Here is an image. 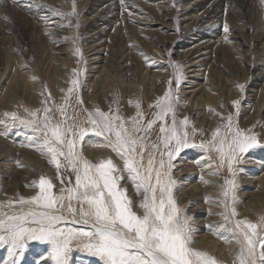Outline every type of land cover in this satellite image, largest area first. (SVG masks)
Segmentation results:
<instances>
[{
	"label": "snow or ice",
	"instance_id": "6c2138e0",
	"mask_svg": "<svg viewBox=\"0 0 264 264\" xmlns=\"http://www.w3.org/2000/svg\"><path fill=\"white\" fill-rule=\"evenodd\" d=\"M13 3L23 4V0ZM51 11L61 18H70L75 14V4L72 12ZM228 30L225 24L224 31ZM170 66L173 78L163 95L149 105L155 111L146 122L139 99L134 104L129 101L136 112L127 119L119 114L118 101H114L116 108L110 106L108 112L83 108L78 78L69 81L64 102L57 107L59 119L47 106L50 94L42 101V109L24 110L30 119L21 118L16 112L3 114L36 134L25 146L45 157L55 169L54 179L60 187L57 192L54 179L41 174L25 185L35 191L34 195L17 194L0 201V248L7 252L0 264H21L32 241L47 245L39 264H69L73 250L97 258V264H224L208 251L193 247V217L187 215L174 195L177 181L172 179V161L183 149L191 147L216 154L219 163L215 169L211 167L215 161L207 156L209 175H220V169L226 166L231 177L220 185L222 199L216 200V206L221 210L210 212L221 217V222L208 225L209 230L224 243L236 245L232 264H264V214L255 221L239 218L236 176L241 169L234 167L250 149L261 146L258 137L251 129L239 128L229 114L221 117L226 122L211 132L210 139L198 145L191 143L187 131L190 122L187 116L177 119L180 102L172 90L173 82L179 89L182 70L172 62ZM73 72L79 76L75 69ZM238 87L242 89L243 85ZM74 93L76 104L83 110L82 119L79 111L68 113ZM238 105L239 101L232 102L234 108ZM210 111L220 116L215 110ZM157 124L158 135L153 142L150 136ZM90 134L102 138L91 146L110 149L122 166L111 157L96 162L88 159L84 145ZM201 182L213 183L203 179ZM125 183L131 185L138 201L129 194V188L122 186ZM210 199L206 197L205 202ZM221 230L229 235H222Z\"/></svg>",
	"mask_w": 264,
	"mask_h": 264
},
{
	"label": "rangeland",
	"instance_id": "374dc122",
	"mask_svg": "<svg viewBox=\"0 0 264 264\" xmlns=\"http://www.w3.org/2000/svg\"><path fill=\"white\" fill-rule=\"evenodd\" d=\"M73 1H75V3ZM115 1L117 0H109L107 4H102L98 9L103 11L107 8V5H112ZM172 1H174L175 4H178V7H176L178 11L180 10L178 14H176L173 11V8H171ZM179 1L180 0H147V5L144 8L148 12V15L142 13L133 14L132 16L127 14V16H125L122 14L121 10L119 13L114 11V14H107L108 18L110 19L108 28L112 29L110 30L111 32L109 35L106 37L102 36V39L96 43L97 45H101L98 50L102 51V54L99 55V58L102 60L98 64V67L106 66L108 70H114L113 63L116 58L120 57L122 51L130 50V54L129 52H126V54H124L121 59L119 58L117 64L125 60L128 54L132 56L134 59H132L131 66L128 67L127 70L130 69V71L136 75V83H141V80L146 74L150 76L159 75L161 79L158 83V85H160H157V87L160 89L158 95L159 97L169 87L168 82L173 78V68L170 66V62L178 65L182 70L180 73L182 79L179 89L177 90L175 88L174 82L172 89L180 102L177 108V119H183L185 116L189 118L190 123L187 127L189 141L197 145L200 144L202 140L210 139L211 132L218 125L226 122L225 120H222L221 117H226L227 115L232 114L234 121L238 122V126L241 129H249L254 123L258 121V119H260L262 124L254 126V128L251 129V133L258 137L261 146L250 149L245 158L239 164L234 165V167L241 169L239 174L236 176V195L240 201V203L237 205L239 218L243 219L247 217L248 219L255 221L259 215L264 214V203H262L263 207L260 210L254 209L256 207V199L264 195V191L261 189L264 187V104L261 106V103H259L260 99H264V94L260 95L259 93L260 89L264 87V3H261V0H245L248 6L242 7L239 6V2L237 0H216L218 3L223 2L220 9L221 15L220 18H218L220 21H207V19H203L205 16L203 8L197 11L192 10V6L196 3H199L201 0H192L191 2L181 3H179ZM209 1H211L210 4L213 3V0ZM83 2L88 3L89 1L23 0V4L21 5H26L29 7V5L32 6V4H34L38 5L39 8L44 10L45 15L47 16L46 21L48 22L46 25L41 26L40 28V21H38L39 19L37 20L36 14H32L31 16L25 13L29 19L20 17V15L23 13L20 4L13 3V0H3V3H0V25L1 23L6 24L7 21H12L13 26H17L18 24L21 25L25 22H28L31 25V27L28 28L29 35L26 39L27 41L24 42L23 45L19 40H17V36L14 33L11 34L8 32L9 34L6 33L4 35L5 38H0V99H3L6 93L5 87L7 85L8 79L13 75L17 76L16 73L21 68V73L19 74L28 78L27 83L30 84L31 89L34 88L35 84L44 86V82L41 78L43 77L44 79L45 77L42 76V72H44L47 67L51 68L52 64H49V61H47V59L49 60L51 57L66 59V62L69 63V65L64 63L56 64V67H58L62 73H65V77L63 79H66V77L69 76V74L73 72L74 69L78 68L76 71L79 73V76L77 77L74 75V79L78 78L81 82V90L79 95L83 99V97L87 94V86L92 84L91 81H93L88 73H84L87 71L85 70L83 61L81 59L77 61L76 58L78 53L77 49H84L82 39H84L83 37L85 34H81L80 30L77 28V25L80 21L79 17L84 14L83 11L86 7V4L83 5ZM67 4H72V7H69ZM73 4H75V14L70 18H61L59 15H54L51 11L56 10L60 13L72 12ZM189 9L191 10L188 11ZM124 12L126 13V11ZM17 15L19 17L18 19L16 18ZM221 16L227 17L228 20H223ZM15 18L17 20H15ZM130 18L140 20L144 24H150L138 25L139 28H141V31L136 32L134 31V26L136 25L130 24V22L126 20ZM69 19L71 21L70 24L68 23ZM202 19L203 21L200 22ZM113 21H118L114 26L117 30L113 28ZM193 24L197 26L195 30H190L192 32L184 33L182 31L184 28L186 29L184 31H187L189 26L193 27ZM213 24L216 25V31L210 29ZM225 24L228 25V32L224 31ZM61 25H64V27H61ZM36 28L42 29L44 34L41 35V38L44 37V41L39 42L38 39L35 38L37 36L34 33H31L32 30H35ZM89 30L91 31L90 28H87L86 31L89 32ZM126 36L129 37L128 43L124 44L123 40L125 38L127 39ZM225 37H227V40ZM111 38L115 40H112ZM118 38L120 39L118 40ZM116 40H118L119 43ZM134 40L139 42L137 43ZM223 42L232 43L234 45L235 53L223 56L218 54V52H214L216 47L212 44H221ZM111 46L114 47V49H112ZM110 49H112V52H110ZM87 51L88 50L84 51L86 55L84 56L85 58L90 54L95 53L90 51L88 54ZM141 53L144 55L142 56ZM14 57L18 59H15V61ZM94 57L96 56H91V58ZM191 58H194V61L196 62L200 61L202 65H200V67H195L192 64H187V61H189ZM6 59H12L10 60L11 64L8 66L6 64ZM216 60H220L221 63H226L228 69L232 72V76L229 74L225 75V73H219V69L222 70L223 68L224 71H227L228 69H224L225 67L222 66L223 64L214 65L216 64ZM123 64L121 63V65ZM150 64H154V66H150ZM140 65L142 68L139 70L138 66ZM243 68L249 69L252 75H255V77L259 78L253 82V77L250 73L249 76L244 75ZM229 70L226 73H229ZM125 71H123V73ZM189 71H195L197 74H190L188 73ZM213 71L214 74L220 75V80L223 77L222 80H224L223 84L225 86L223 89L219 87L220 91L214 92V95L219 94V98L217 104L213 103L211 108L212 110H215V112L220 113V116L215 115L214 112L211 111V116L209 120H207L205 116L208 115L207 113H209V110L207 109L201 110L196 115V111H185V109L190 108H193L192 110L196 109V106L192 103L191 97L189 99V95L186 93H189L193 89L198 91L200 87L195 85H207L209 84L208 79L213 81ZM233 73H236L237 76H234ZM33 77L35 79H33ZM189 77L197 78L195 79ZM142 84H144V82ZM238 85H243V88H239ZM62 87L67 88V86ZM33 90V93L36 95L38 94L39 99H41L42 91L39 89L36 90V88ZM10 95L13 96V100L20 105L18 106L17 104L12 108L15 110L8 111L16 112L21 118L30 119V117H26L24 112L25 109L33 111V106L26 105L27 98L22 99L20 98L21 96L18 97L14 94ZM45 96L46 94L44 93V97ZM121 97L131 100L133 103L139 99L141 101V108H143L146 104H149V102L146 100L143 90L132 92L130 95L121 94ZM75 98L76 94L74 93L71 98V103L75 100ZM233 101H239L237 108L232 106ZM154 102L155 100L153 103ZM2 103L3 102L0 103V142L6 147V149L3 147L5 150L2 148H0V150L3 152L5 151L4 153H6L8 150L7 153H9V151L11 152L14 149V152H11L12 155H8V158L5 160H1L0 158V170H3L2 172L0 171V201L10 198V194L6 190H8V188L12 187L14 184H19L20 187L12 197H16L17 194L20 196L30 197V195L32 196L35 194V191L25 187V185L31 183L33 179H37L41 174L54 179L55 169L48 165L45 157L41 156L39 153L38 156L36 153L37 151H35L32 147L25 146L29 145L31 140H29L27 134H23V132L32 136H35L36 134L30 128L20 124L19 121H12L11 119L4 117L3 114L8 111L3 109ZM258 106L261 107L258 108ZM41 107V104L38 105V109ZM152 112L154 113V110ZM52 113L54 114L53 111ZM39 115H41V113H39ZM197 128H200V131L203 130V135L200 134V131L196 130ZM191 132L195 133L192 134ZM24 148L25 150H23ZM17 151L18 153L21 151L22 154L30 152V154H33V156L37 155L38 157H33L35 160L33 159L34 161H31L33 165H37L35 166L36 170L34 169V171H29L26 169V167H18L16 163L19 160L18 156H16V154H18ZM85 153L84 145V155ZM199 155H204V158L206 159L207 156L210 155L212 160L215 161V163H212L214 169L217 167L219 161L215 153H206L205 150L198 147L185 148L172 161L173 170L171 175L173 179V177H175V175H177L180 171L186 170L187 166L196 169L194 172L197 174V177L194 179L190 187H195V192L201 194V198L205 196L203 194L206 191H211L213 193V197L207 203L204 199L199 201L198 205L194 206L190 201H188L187 205H182L181 207L185 208L187 215L196 210L202 211L201 209H203L204 211L202 212L203 214L201 215L200 220L207 222L208 220H211L210 222H212L213 225H216L221 222V217L218 215H210V212L217 213L221 210L216 206V200L222 199L220 196V185L223 184L225 178L231 177L225 166L224 168L220 169V175H211L212 180L208 181H212L213 183H202L199 178L205 174V169L203 170V168L208 162H201ZM110 156H112L111 158L115 163L121 164L122 166V162L117 160L115 155ZM19 162L20 164L22 163L21 161ZM26 164L27 163L22 165L26 166ZM8 171H11V173ZM201 171L203 172L201 173L202 175L200 174ZM15 178L18 179L16 180ZM54 183L56 184L55 190L58 192L60 184L58 181H55V179ZM122 186L128 187L130 190L129 194L138 201V197H136L135 193L131 191V185L125 183ZM175 189L174 195L176 198L179 194L185 192L189 188H184L182 191H180V193L177 192V186H175ZM255 196L257 198H255ZM180 202L181 200L178 201L179 205ZM194 218L195 217H193V220L191 221V225L194 229V237H197L198 239L194 238L195 243L193 247L195 246V248L199 249L197 246L201 241L206 239L207 241L215 239V245L218 246L217 249L224 250V247L229 246L230 251L228 248H225V250L222 252V254L224 253L223 255L218 256V254H221L218 253L214 256L223 261L224 264H232V256H234L237 251L236 245H227V243H224L222 240L218 239L211 232L208 233L209 231L206 228L201 231L197 230L196 228L199 224L196 223L197 220ZM221 234L225 236L229 235L222 230ZM219 244L221 245L220 247ZM46 251L47 245L36 241L29 242L22 256L21 264H39L42 255L46 253ZM226 251L228 255L226 254ZM232 251H234V253ZM6 257V249L0 248V262H2ZM69 264H97V258H94L90 254L81 250H73L69 257Z\"/></svg>",
	"mask_w": 264,
	"mask_h": 264
},
{
	"label": "bare ground",
	"instance_id": "6f19581e",
	"mask_svg": "<svg viewBox=\"0 0 264 264\" xmlns=\"http://www.w3.org/2000/svg\"><path fill=\"white\" fill-rule=\"evenodd\" d=\"M88 1H89L88 3H84L83 2V5L86 4V7H85V9L83 11L84 14H82L81 17H79L80 21H79V23L77 25V28L80 30L81 34H85V35L83 37L84 39H82L83 44H84L83 45L84 49H82V48H81L82 50L79 49L80 51H78L76 58H77V61L80 60V59L83 61V64L85 65V70L87 71V72H84V73H88L90 75L91 79H93V81H91L92 84H89V86H87V89H86L87 94L82 99L83 100V108H86L89 111H92L95 108H99L102 111L108 112L110 106H112L113 109L116 108L117 105L114 103V101H118L119 114L121 116H123L125 119H127V118L132 117L133 115H135L136 109H135L134 106H130L129 105V101H131V100L124 99L123 97H121V94L130 95L132 92H137L139 90H143V93L146 96V100L149 102V104H146L142 108V112H143L144 117H145V122L147 120H149V119H152V116H153V112L152 111L153 110L155 111V109L154 108H150L149 105H151L153 103V101L156 100V98L159 95V90L160 89H159V87H157V85H158L159 81L161 80L160 76L159 75L150 76V75L146 74V75H144L143 79L141 80V83H136V80H135L136 79V75L133 74L130 71V69L127 70V68L131 66L132 59H134L132 56L129 55L130 54V52H129L130 50L129 51H127V50L122 51V53L120 54V57L116 58V60L113 63V69L114 70H111V69L108 70L106 66L98 67V64L102 60L101 58H99L100 57L99 55L102 54V51L98 50L101 47V45L100 44L99 45L96 44L97 42H99L102 39V36L106 37L111 32L110 30L112 28H108V26L110 24V22H109L110 19L108 18L107 14H114L113 13L114 11H117L119 13V11L121 10L122 14L125 15V16H127V14H130V16H132L133 14H142V13L148 15V12L144 8L147 5V0H136V1L117 0L112 5H107V8L105 10H103V11L99 10L98 8L102 4H107V2L109 0H91V1L88 0ZM191 1L192 0H180L179 3H181V2H191ZM237 1L239 2L238 3L239 6H242V7H247L248 6L246 1H249V0H246V1L245 0H237ZM73 2L75 3V1H73ZM210 2L211 1H209V0H201L199 3H196V4H194L192 6V10L193 11H197V10L203 8L204 9V15H205L203 19H207V21H209V20L218 21L219 20L218 18H220V15H221L220 14L221 13L220 9L222 7V3L223 2L222 3L221 2L218 3V2H216V0H213V3H211V4H210ZM209 4H210V6H209ZM171 5H172L171 8H173V11L176 14H178V12H180V10L178 11L177 8H176V7H178V4H175L174 1H172ZM68 6L72 7V4L68 5ZM20 7L23 10V13L20 15V17H22V18L25 17V18L29 19V17L27 15H25V13H27L28 15H31V16H32V14H36L37 15V20L39 19L38 21H40L39 28L41 26H44V25L47 24V22H48V21H46L47 16L45 15L44 10L39 8L38 5L32 4V6L29 5V7H28L26 5H21L20 4ZM20 7H17V8H20ZM190 10L191 9H189L188 11H190ZM124 11H126V13ZM191 13H193V12H191ZM16 18L17 19L19 18L18 15L16 16ZM16 18H15V20H17ZM134 18H130V19H126V20H128L130 22V24L136 25V26H134L135 27L134 31H136V32L141 31V28H139L138 25H149L150 24V23H145L144 24L142 21L134 19ZM221 18H223V20H228L227 17L221 16ZM203 19L200 20V22H202ZM116 22H118V21H113V28L115 30H117L116 27H114ZM196 26L197 25L193 24V27L189 26L187 31H184V30H186L185 28L182 31L184 33L192 32L190 30H195ZM29 27H31V25L28 22H25L24 24H21V25L18 24L17 26H13V22L12 21H7L6 24H2L1 23V25H0V38H5L4 35L6 33H8V32L11 33V34L14 33L17 36V40H19L20 43L23 45L24 42L27 41L26 39H27V37L29 35L28 34V32H29L28 28ZM39 28H36L35 30H32L31 33H34L37 36L35 38L38 39L39 42H41V41H44V37L41 38V35L44 34V33H43L42 29H39ZM87 28H90L91 31L89 30V32H87L86 31ZM210 29L213 30V31H216V25L213 24L210 27ZM5 31H7V32H5ZM120 38H122V37H120ZM120 38H118V40ZM128 38L129 37H127V39L125 38L123 40L124 44L128 43ZM111 39L115 40L113 38H111ZM118 40H116V41L119 43ZM135 42H137V41H135ZM88 44H90V45H88ZM212 45H214L216 47V50L214 52H218V54H221L223 56L235 53L234 52V45L232 43H230V42H228V43L223 42L221 44H216L215 43V44H212ZM112 49H114V47H112ZM112 49H110V52H112ZM85 50H88L87 51L88 54H89L90 51L91 52H95V53L94 54H90L89 56H87L85 58L84 57V56H86L85 53H84ZM126 52L127 53L129 52V54L126 57V59L117 64V61L119 60V58L121 59L123 57V55L126 54ZM91 56H96V57L91 58ZM105 58H106V55H105ZM7 59H6V64L8 66V65L11 64L10 60H12V59H10V60H7ZM15 59L17 60L18 58L14 57V60ZM47 61H49V64H52V65H51V68L47 67L44 70V72H42V76L45 77L44 79H43V77L41 78L43 80V82H44V86H42V85L39 86L38 84L34 85V88H36V90L39 89L40 91H42L41 99H39L38 94L36 95V94L33 93V91H34L33 89L34 88L31 89L30 84L27 83L28 78L25 77V76L23 77V75L19 74V73H21V71H20L22 69L21 68L16 73L17 76L13 75L7 81V85L5 87L6 88L5 89L6 93H5L4 97H3V99L2 98L0 99V103L3 102L2 103L3 109H5L6 111L15 110V109H12V108L15 107L17 104H18V106L20 105L19 103H16L13 100V96H11L10 94H14L15 96H18V97L21 96L20 98H22V99H26L27 98L26 99V105L33 106V108H32L33 110H38V105H40V104L42 105V107L40 109H42L45 106L44 104H42V101L45 99L46 96H48L50 94L51 95V99L48 101L47 106L54 112V115H55L56 118H60L59 113L57 111V107L62 105L63 102H64V96L67 93V89L69 88V81L71 79H74V72H71L69 74V76L66 77V79H63L65 77V73H62V71H60L59 68L56 67V64L64 63V64L69 65V63L66 62V59H60V58H57V57H55V58L51 57L49 60L47 59ZM121 63L122 64L125 63V64L121 65ZM215 63L216 64H214V65H217V64L218 65L219 64L222 65L223 64L222 66L225 67L224 69H228L227 64L224 63V62L221 63L220 60H216ZM187 64H192L195 67H200V65H202L200 63V61L199 62L198 61L197 62L194 61V58H191L189 61H187ZM150 66H154V64L153 65L150 64ZM253 67H256V66H253ZM15 68H16V66H15ZM140 68H142L141 65L138 66L139 70H140ZM6 69H7V67H6ZM17 69H18V67H17ZM77 69L78 68H76L75 70H77ZM123 71H125V72L123 73ZM227 71H224L223 68H222V70L219 69V73H225V75L229 74V75L232 76L231 70H229L230 71L229 73H226ZM243 71H244V75H246V76H249L251 74L249 69L243 68ZM188 73L197 74L195 71H189ZM25 74H26V72H25ZM198 76H200V75H198ZM219 76L220 75L214 74V71H213L212 72L213 81L208 79L209 80V84H207V85L205 84L203 86H200V84H197L195 86H197V87L199 86L200 87V89H198V91H195L196 89H193L189 93H186L187 95H189V99L191 97L192 103L196 106V109L192 110L193 108L192 109L190 108V109H185V111L186 110H187V112L196 111L195 112V115H196L201 110H206L207 109V110H209V113H207L208 115H205V116H206V119L209 120V118L211 116V113H212L210 111V109L212 108L213 103L217 104V101H218V98H219L218 97L219 94L214 95V92L220 91L219 87L221 89H223V87L225 86L223 84L224 80H222L223 77L220 80ZM234 76H237L236 73L234 74ZM251 76L253 77V79H252L253 82L257 78H259V77H255V75H252V74H251ZM189 78H195L196 79L197 77H189ZM244 78H245V76H244ZM41 79H40V81H41ZM247 79H248V77H247ZM30 82H31V80H30ZM143 82H144V84H142ZM225 82L228 83L227 81H225ZM140 85H143V86H140ZM62 86H67V88L66 87H62ZM44 90H45V92H44ZM44 93L46 94L45 97H44ZM259 93H260V95L264 94V87L260 89ZM162 95L163 94H161L160 96H162ZM259 103H261V106H262V104H264V99L263 100L260 99ZM261 106H258V108H260ZM74 110L75 111H79L81 113V119H82L83 118V110L81 109V107L79 105L76 104L75 100L71 103V106L68 108L69 115H71ZM8 112H10V111H8ZM38 115H39V113H38ZM188 120H189V118H188ZM261 124H262V121L260 119H258V121L256 123H254L252 125V127H250L249 129H252V128H254V126L261 125ZM158 127H159V125L157 124L156 126H154V129L152 130V133H151V136H150V140L153 141V142H155L156 139H157ZM192 129H194V128H192ZM196 130L200 131V128L199 129L197 128ZM191 133L193 134L195 132H191ZM23 134H27L29 140H31V138L34 137V136H32V135H30L28 133H25V132H23ZM100 140H102V138H97L94 135L90 134L89 137L87 138L88 143L85 144V152H86L85 156L88 159L92 160L93 162H96L99 158H102V157L103 158H107V157H112L110 155H114L111 152V150L108 149V148H99V147H92L91 146V143L97 142V141H100ZM25 142H27V141H25ZM3 147H5V146L0 142V148L5 150L6 147H5V149ZM13 150L11 152H14ZM23 150H25V148ZM7 151H6V153H4L5 151L3 152V151L0 150V155H1L0 158H1V160L7 159L8 155L10 156V154L12 155V153L10 151H9V153H7ZM17 153H18V151H17ZM36 153L38 155L39 152H36ZM34 154H35V152H34ZM37 155H35V156H37ZM16 156H18L19 160L17 158L16 159L18 161L22 162L21 164L27 163L25 167L29 171L30 170L33 171V169H35V166H37V165H33L32 164L31 161L34 159L33 157H35V156H33V154H30V152H26V153L22 154V152L19 151V153L16 154ZM199 158L201 159V162H205V161L208 162L203 168V170L205 169V171H204L205 174L201 178H199V180L200 181H201V179L206 180V181L212 180L211 175L208 174L209 173V160L204 158V155H199ZM165 159H167V158L165 157ZM40 160H41V158H40ZM36 161H37V159H36ZM42 164H41V166H42ZM211 167L214 169V166L212 164H211ZM175 168H177V167H175ZM0 169H1V167H0ZM195 170L196 169L187 166L186 170L180 171L177 175H175V177H173V180L177 181V184H176V186L178 187V191L177 192L180 193V191H182L184 188H189L188 190H186L185 192L179 194L176 197L177 201L181 200L180 206L187 205L188 201H190L194 206H196V205L199 204L198 203L199 201L204 200L206 197H210L211 199L213 197V193L211 191H206L203 194L205 196L203 198H201V194L195 192V187H193V186L190 187V185L192 184L194 179L197 177L196 176L197 174L194 172ZM8 172L11 173V171H8ZM201 173H203V172L201 171L200 174ZM25 174H27V173H25ZM5 176H6V174H5ZM7 177H8V174H7ZM261 181H263V180H261ZM19 187H20L19 184H14L12 187H9L8 190H6L10 194L9 195L10 198L15 194V192L18 190ZM261 189H262V191H264V187L261 188ZM240 198H241V196H240ZM255 198H257V197L255 196ZM263 198H264V195L260 196V197H258L256 199V201H255V203H256L255 206L256 207L254 209L260 210L263 207V205H262V203H264ZM201 210L202 211L196 210L194 212L189 213L188 215L192 216V217H195L194 219L197 220L196 223L199 224L198 227L196 228L197 230L201 231V230L206 228L209 231L208 233H210L211 231L209 230L208 225H210V224L213 225V223L210 222L211 220L209 221L208 219H207L208 222L200 220V217L203 214L202 212L204 211L203 209H201ZM194 238L196 239L197 237H194ZM200 238H201V236H200ZM215 243H216L215 239H212V240H209V241H207V239H206V240L201 241L200 243H198V246L197 245L196 246L199 247V249L202 248L203 250L208 251L212 255H217L218 253H221V254H218V256L224 254V253L222 254V252L225 250V248H228V250H229V246H226L224 248L222 247L224 250H222V249L219 250V249H217L218 246H216ZM220 244H219V247L221 246ZM230 248H231V246H230ZM232 250H234V249H232ZM232 252L234 253V251H232ZM226 254H227V251H226ZM226 258H228V257H226Z\"/></svg>",
	"mask_w": 264,
	"mask_h": 264
}]
</instances>
